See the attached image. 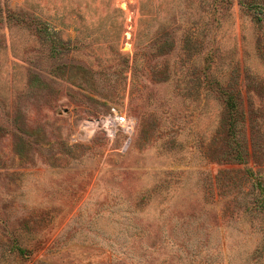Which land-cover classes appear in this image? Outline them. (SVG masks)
Masks as SVG:
<instances>
[{
	"label": "rangeland",
	"instance_id": "374dc122",
	"mask_svg": "<svg viewBox=\"0 0 264 264\" xmlns=\"http://www.w3.org/2000/svg\"><path fill=\"white\" fill-rule=\"evenodd\" d=\"M0 10V264H255L264 237L244 212L249 165L219 158L209 82L264 114V0ZM111 108L129 135L78 136ZM256 124L253 178L264 176Z\"/></svg>",
	"mask_w": 264,
	"mask_h": 264
},
{
	"label": "trees",
	"instance_id": "16d2710c",
	"mask_svg": "<svg viewBox=\"0 0 264 264\" xmlns=\"http://www.w3.org/2000/svg\"><path fill=\"white\" fill-rule=\"evenodd\" d=\"M239 4L241 5V8L247 11L248 9L255 7V5L244 4L241 2H239ZM4 14L5 19H10V17L11 19L17 18V14L15 13ZM3 18L2 11L0 10V21ZM251 21L255 25H258L261 19L256 16H252ZM209 85L210 91L214 92L220 100L223 111L221 118L223 126L221 132L223 149L219 158L222 160V162L224 161V163L227 164L249 165L248 169H245V172L247 173L246 177L251 180V183L250 190H248L244 196V198H249L244 212L260 218L259 221L261 222V226L259 227L261 228V232L264 237V176L262 173L258 172V169L255 168L256 174L254 178L252 177V172H254V169L252 168L255 167L254 165L256 162L253 159L254 152L252 151L254 142H251L252 137L254 138L253 133H256V131H254L255 125H257L256 119L264 122V114L259 112H246L240 100L239 91L233 94L228 89H222L219 86V83L212 79L210 80ZM252 254L254 255L253 258L255 264H264V238L255 248Z\"/></svg>",
	"mask_w": 264,
	"mask_h": 264
},
{
	"label": "built area",
	"instance_id": "2783aa9c",
	"mask_svg": "<svg viewBox=\"0 0 264 264\" xmlns=\"http://www.w3.org/2000/svg\"><path fill=\"white\" fill-rule=\"evenodd\" d=\"M82 127L78 136L86 137L94 129H100L107 138H112L116 133L129 135L133 123L125 115L121 114L118 110L111 108L108 112L100 118L88 121ZM79 140V139H77ZM75 142V141H74Z\"/></svg>",
	"mask_w": 264,
	"mask_h": 264
}]
</instances>
